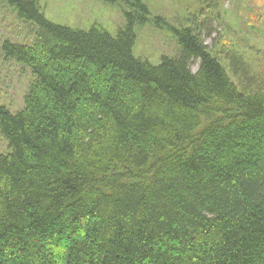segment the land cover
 I'll return each mask as SVG.
<instances>
[{"label":"trees","instance_id":"trees-1","mask_svg":"<svg viewBox=\"0 0 264 264\" xmlns=\"http://www.w3.org/2000/svg\"><path fill=\"white\" fill-rule=\"evenodd\" d=\"M221 1L158 19L179 50L154 65L143 0L115 35L0 0L34 36L2 46L31 78L18 111L0 102V264H264V72L205 44Z\"/></svg>","mask_w":264,"mask_h":264},{"label":"rangeland","instance_id":"rangeland-1","mask_svg":"<svg viewBox=\"0 0 264 264\" xmlns=\"http://www.w3.org/2000/svg\"><path fill=\"white\" fill-rule=\"evenodd\" d=\"M153 19L150 24L136 29L137 42L134 54L154 65L163 57H176L178 44L171 31L158 19L176 28L187 25L189 15L197 10V0H143ZM46 17L59 25L73 29L89 30L98 26L111 34L126 25L125 13L131 7L124 0H41ZM223 18L217 19L206 12L209 18L203 31V39L209 49L214 44L229 41L251 63L253 68L264 72V0H222ZM199 10V9H198ZM197 10V11H198ZM157 19L159 22H155ZM193 23V21H190ZM34 39L28 30L15 20L14 13L0 5V102L15 113L23 105V96L28 88L31 73L18 63H8L2 46L6 40L24 44ZM228 50V49H226ZM252 60V62H251ZM193 72L198 64L192 63ZM6 144L0 137V151Z\"/></svg>","mask_w":264,"mask_h":264},{"label":"bare ground","instance_id":"bare-ground-1","mask_svg":"<svg viewBox=\"0 0 264 264\" xmlns=\"http://www.w3.org/2000/svg\"><path fill=\"white\" fill-rule=\"evenodd\" d=\"M193 63H195V62H193ZM197 64H198V62H196ZM191 69H193V66H191Z\"/></svg>","mask_w":264,"mask_h":264}]
</instances>
